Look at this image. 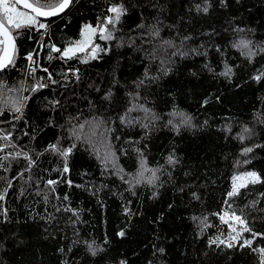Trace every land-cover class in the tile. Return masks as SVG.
I'll return each mask as SVG.
<instances>
[{"label":"trees","instance_id":"trees-1","mask_svg":"<svg viewBox=\"0 0 264 264\" xmlns=\"http://www.w3.org/2000/svg\"><path fill=\"white\" fill-rule=\"evenodd\" d=\"M201 2L202 0H154L155 4L163 6L161 15L156 8L143 10L140 7L147 4L148 0H125L129 16L122 21L124 46L117 48L112 44L109 54L88 64L69 62L80 68L81 79L76 82L73 78L67 88L57 87L55 93L47 89L39 93H25L32 97L28 101L26 114L34 127L45 129L40 139L34 142L40 147L61 135L59 125L70 115L83 111L89 119L93 113L115 117L118 111L122 112L128 106V93L133 91L135 82L143 78L145 69L148 68L151 75H157L159 61L147 58L145 51L141 50L139 40L135 47H130L127 43L129 28L140 23L142 10L149 23L154 22V17L160 16L165 25H176L173 29L162 30L163 39H175L179 44V32L180 38H190L185 41L186 46L201 52L207 50L206 56L191 55L185 59H175L171 72L161 75L159 80L141 90L149 106L165 120L168 113L178 108L193 115L196 118L194 123L198 125L196 129L184 130L176 135L163 127L161 121V126L147 141L149 148L146 156L149 166L164 164V158L173 150L180 158V163L171 170V179L167 174L161 176L155 198H151L150 187L138 186L137 194L133 196L124 190L126 185L115 177H101L99 162L88 151H84L83 146L69 160V177L74 184L92 181L97 187L102 183L108 185L96 195L79 188L69 190L65 185H61L58 191L61 194L70 192L73 206L81 210L82 222L78 228L82 237H95L98 243H102L105 234L107 235L110 244L107 246L108 254L105 259L109 264L120 258H127L129 264H147L148 260L155 259L151 251L153 245L165 247V264H257V257L247 248L243 251L209 249L207 235L216 230L211 229L205 237L197 238V222L192 217L209 215L226 207L223 201L226 191L230 189L232 175L254 170L264 176V148L254 149L248 157L240 155L244 146L264 145V124L257 123L255 119L258 112H264V84L258 85L250 80L256 69L264 67V55L257 56L254 63L250 64L238 50L231 47L232 42L240 36L250 39L256 45H264V0H239V3L237 0H227V7H222L213 0V8L208 15L195 12V5ZM107 6L106 0H79V3L66 9L65 13L41 19L42 23L49 24L43 42L64 47L68 42L79 38L83 23H95L96 17ZM236 28L246 31L237 34L234 31ZM43 32L41 29L40 33ZM28 35L37 39L39 37L35 30L19 35L17 67L0 73V81L8 86H18L25 78L27 62L24 56L27 51L39 49V43L28 40ZM101 43L103 46L104 42ZM216 47L222 48L228 63L235 66L231 82L216 75L223 70L222 57L216 52ZM47 54L45 47L40 50L38 60L43 66L49 67L54 75L67 67L59 60L49 64ZM205 64H209L214 71L205 68ZM193 72L196 75H192ZM37 75L45 74L38 72ZM117 80L118 87H113ZM110 87L113 91L112 101L102 103L101 97ZM53 95L63 105L62 110L56 113L45 108L47 99H51ZM207 96H218L219 102L213 100L207 109H203L200 102ZM89 101L94 102L93 108L89 107ZM51 116H55L58 121L55 128L47 127L46 121ZM205 119L208 120V125L200 127ZM226 124L231 126V133L222 131ZM243 126L251 128L252 133L242 144L235 137ZM140 134L141 130L136 129L126 135L139 139ZM246 158L250 163L236 164V161ZM48 159L52 160L53 157ZM118 163L127 172L135 170L131 159L121 157ZM44 166L49 165L45 162ZM84 172L90 175L82 177ZM181 187L184 188L183 192L180 191ZM192 191L198 192L199 201L192 199ZM261 192H264V185L249 186L235 199L234 206L243 207ZM120 193H123L122 197ZM15 196L14 188L7 199L8 206L15 209L10 212L12 222L0 224V243L4 244L0 249V261L3 264H59L60 258L56 250L58 246L71 243V227L66 229L68 240L63 239L62 233H58L56 225L48 229V232L56 234V238L49 236L45 239L48 232L44 231L43 221L33 222L28 217L25 205L30 200L23 197L17 200ZM128 201H131L128 207L135 213L130 218L123 211ZM261 209H264V199L255 209L245 211L251 226L264 232V211ZM209 219L218 224L217 218L209 216ZM66 220L67 216L60 220L61 227ZM121 229L126 231L124 238L116 235ZM74 258L78 264H103V261H94L86 255L83 248L74 250Z\"/></svg>","mask_w":264,"mask_h":264},{"label":"snow or ice","instance_id":"snow-or-ice-1","mask_svg":"<svg viewBox=\"0 0 264 264\" xmlns=\"http://www.w3.org/2000/svg\"><path fill=\"white\" fill-rule=\"evenodd\" d=\"M216 2L222 7H227V0H216ZM74 3H79V0H0V73L17 67L18 36L33 30L39 34L38 39L31 35L26 37L28 40L39 43V49L27 51L24 56L27 62L25 78L19 82L18 86H8L0 81V224L12 222L10 212L15 209L8 206L7 199L10 191L15 188V198L19 200L23 197L25 200H30V203L25 205L28 217L33 222L43 221L45 232H48L49 227L56 225L58 233H62L63 239L68 240L66 229L71 227L73 233L71 243L67 246H58L56 250L60 258L59 264H78L74 258V250L78 248H83L85 254L94 261L101 260L103 264H109L105 259L108 254L107 246L110 244L107 235L105 234L102 243H98L95 237L91 239L82 237L78 228L82 222L81 210L73 206L70 192L61 194L58 191L61 185H65L69 190L79 188L96 195L108 185L102 183L97 187L92 181L74 184L69 177L71 173L69 160L74 152L83 146V150L88 151L99 162L101 177H115L126 185L124 190L133 196L137 194L138 186L150 187L152 189L151 198H155L158 194L156 189L160 185L161 176L167 174L171 179V170L180 163V158L173 150L164 158V164L149 166L146 156L149 148L147 141L161 126V121H163V127H167L176 135H180L184 130L196 129L198 125L194 123L196 118L193 115L178 108L168 113V118L165 120L149 106L141 90L159 80L161 75L171 72L175 59H185L191 55L206 56L207 50L201 52L199 49L186 46L185 41L190 38L187 36L180 38L179 32H177V38L180 39L179 44L175 39H163L162 30L164 28L173 29L176 25H165L160 16L154 17V22L149 23L143 10L149 7L156 8L162 15L163 6L155 4L154 0H148L147 4L140 6L143 9L140 12V23H137L134 28H129L127 43L130 47H135L139 40L141 50L145 51L147 58L151 61H159L160 67L157 75H151L149 69L146 68L143 78L136 81L133 91L128 93V106L122 112L118 111L115 117L98 116L93 113L89 119L83 111H80L77 115H70L63 124L59 125L61 135L37 147L34 142L40 139L45 129L39 126L34 127L31 118L26 114L28 101L32 97L25 93H39L45 89L55 93L57 87L67 88L73 78L76 82L81 79L80 68L69 62L78 61L80 64H88L90 61L101 59L109 54L112 44H115L117 48L125 44L122 21L129 16V8L125 0H115L110 3L106 0L108 6L96 17L95 23H83L79 30V38L68 42L64 47H58L55 43H44L49 24L42 23L41 18L57 17L65 13V10ZM212 8L213 0H202L201 3L195 5V12L208 15ZM41 29L44 30L43 33H40ZM234 31L241 34L246 30L236 28ZM100 42H104L103 46ZM45 47L48 50L49 64L54 60H59L67 67L54 75L49 67L43 66L38 57L40 50ZM231 47L238 50L250 64L254 63L257 56L264 55V45H256L244 36L234 40ZM215 50L221 54L223 63V70L216 75L231 82L235 75V66L228 63L222 48L216 47ZM204 67L209 71H214L209 64H205ZM38 72L45 75H37ZM192 75L196 73L193 72ZM250 80L258 85L264 84V67L256 69ZM118 85L117 80L113 87H118ZM112 98L113 91L110 87L103 93L101 102L110 103ZM213 100L219 102V97L202 98L200 107L207 109ZM88 104L90 108L94 107L93 101H89ZM45 108L56 113L62 110L63 105L61 100L53 95L51 99H47ZM255 119L257 123L264 124V112H258ZM46 124L48 128H55L58 121L55 116H51ZM207 125L208 120L205 119L200 127ZM136 129L141 130L139 139L126 135L135 132ZM222 131L231 133V126L226 124ZM251 133V128L243 126L235 138L243 144ZM256 148H264V145L244 146L241 148L240 155L248 157ZM48 157H53V159L49 160ZM121 157L133 160L135 168L133 172L125 171L124 167L118 163ZM45 162L49 165L48 167L44 166ZM248 163L250 160L247 158L243 161H236L237 165ZM13 172H15L14 175ZM81 175L85 177L90 174L84 172ZM256 185H264V176L259 172L245 170L234 174L231 177L230 189L226 191L223 201L226 207L209 215L192 217L193 221L197 222V238L205 237L211 229L216 230L213 234L207 235L209 249L243 251L247 248L257 257V264H264V232L251 226L245 211L250 208L255 209L264 199V192L258 193L256 199L249 200L243 207L234 206L235 199L241 196L242 190ZM180 191L183 192L184 188L181 187ZM120 195L122 197L123 193ZM191 197L193 200H200L196 191L191 192ZM130 203L131 201H128L123 209L124 215L129 218L135 215L128 207ZM171 207L170 204L169 208ZM64 216H67V220L61 227L60 220ZM209 216L217 218L218 224L212 223ZM116 235L124 238L126 231L121 229ZM49 236L56 238L54 232H48L45 239ZM3 247L4 244L0 243V249ZM151 251L155 259L148 260L147 264H165L163 260L166 255L165 247L153 245ZM0 264L3 262L0 261ZM111 264H129V261L127 258H120L111 261Z\"/></svg>","mask_w":264,"mask_h":264},{"label":"water","instance_id":"water-1","mask_svg":"<svg viewBox=\"0 0 264 264\" xmlns=\"http://www.w3.org/2000/svg\"><path fill=\"white\" fill-rule=\"evenodd\" d=\"M41 19H47V18H41Z\"/></svg>","mask_w":264,"mask_h":264},{"label":"rangeland","instance_id":"rangeland-1","mask_svg":"<svg viewBox=\"0 0 264 264\" xmlns=\"http://www.w3.org/2000/svg\"><path fill=\"white\" fill-rule=\"evenodd\" d=\"M101 43V42H100ZM102 44V43H101Z\"/></svg>","mask_w":264,"mask_h":264}]
</instances>
